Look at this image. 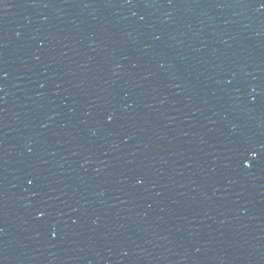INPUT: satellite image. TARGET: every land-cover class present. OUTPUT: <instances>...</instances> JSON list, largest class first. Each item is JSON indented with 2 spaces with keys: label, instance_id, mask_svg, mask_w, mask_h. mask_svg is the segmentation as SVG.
<instances>
[{
  "label": "water",
  "instance_id": "obj_1",
  "mask_svg": "<svg viewBox=\"0 0 264 264\" xmlns=\"http://www.w3.org/2000/svg\"><path fill=\"white\" fill-rule=\"evenodd\" d=\"M0 264H264V0H0Z\"/></svg>",
  "mask_w": 264,
  "mask_h": 264
}]
</instances>
